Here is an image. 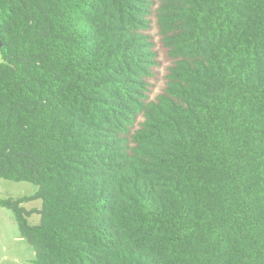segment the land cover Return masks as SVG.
Returning a JSON list of instances; mask_svg holds the SVG:
<instances>
[{
  "label": "trees",
  "instance_id": "obj_1",
  "mask_svg": "<svg viewBox=\"0 0 264 264\" xmlns=\"http://www.w3.org/2000/svg\"><path fill=\"white\" fill-rule=\"evenodd\" d=\"M0 56L35 264H264V0H0Z\"/></svg>",
  "mask_w": 264,
  "mask_h": 264
},
{
  "label": "rangeland",
  "instance_id": "obj_2",
  "mask_svg": "<svg viewBox=\"0 0 264 264\" xmlns=\"http://www.w3.org/2000/svg\"><path fill=\"white\" fill-rule=\"evenodd\" d=\"M2 58L0 56V62ZM38 186L28 181H14L0 178V197L16 199L23 196L33 195ZM26 209L39 208L41 199L22 202ZM31 224L39 222V215L32 214L27 217ZM34 249L28 241L19 237L18 227L13 212L0 206V264H35Z\"/></svg>",
  "mask_w": 264,
  "mask_h": 264
}]
</instances>
